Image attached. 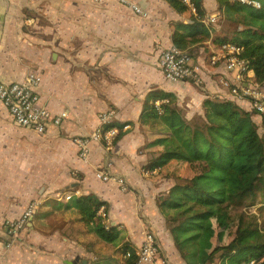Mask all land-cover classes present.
I'll return each instance as SVG.
<instances>
[{
    "label": "crops",
    "instance_id": "0c3cea01",
    "mask_svg": "<svg viewBox=\"0 0 264 264\" xmlns=\"http://www.w3.org/2000/svg\"><path fill=\"white\" fill-rule=\"evenodd\" d=\"M135 1L146 13L116 0H0V82H21L34 73L40 103L54 115L66 113L59 125L37 133L17 125L0 98V264H123L126 251L139 249L145 229L156 235L162 256L150 264H185L155 205V195L173 182L146 170L143 107L156 93H170L180 109L185 103L202 110L209 95L246 109L252 104L233 97L228 83L234 73L222 62L213 68L201 45L190 49L197 66L193 82L165 79L161 53L173 45L175 23L191 22L195 10L185 0L181 10L170 0ZM203 5L205 22L219 27L218 1ZM212 15L218 19L209 21ZM110 110L119 132L111 145L91 142L90 163H84L72 139L97 130L99 114ZM100 169L123 184L102 181ZM89 191L108 202L107 224L122 226L130 240L126 249L101 238L67 206L72 196ZM32 204L25 228L11 233L7 222L19 220ZM113 255L110 263L97 262Z\"/></svg>",
    "mask_w": 264,
    "mask_h": 264
},
{
    "label": "trees",
    "instance_id": "16d2710c",
    "mask_svg": "<svg viewBox=\"0 0 264 264\" xmlns=\"http://www.w3.org/2000/svg\"><path fill=\"white\" fill-rule=\"evenodd\" d=\"M170 1L177 10L185 7L183 0ZM189 1L195 15L189 23H175L173 46L192 54L191 45H201L210 63L215 43L244 46L256 82L264 84V0H259L258 7L239 0H217L222 21L233 24V30L205 22L208 13L203 0ZM153 96L140 119L145 166L158 169V180L173 182L154 200L181 258L185 264H242L250 259L264 264V217L251 210L253 205H264V112L209 96L202 102L205 123L201 126L185 118L170 93ZM177 113L182 119L178 125L162 119L165 115L175 119ZM254 114L260 116L259 122L254 123ZM256 124L263 128L260 134ZM236 175L243 181L234 189L230 180ZM67 206L76 208L101 238L127 248L129 238L119 226L107 224L109 204L95 192L74 195ZM123 255V264H138L135 253ZM103 260L107 257L97 262Z\"/></svg>",
    "mask_w": 264,
    "mask_h": 264
},
{
    "label": "built area",
    "instance_id": "2783aa9c",
    "mask_svg": "<svg viewBox=\"0 0 264 264\" xmlns=\"http://www.w3.org/2000/svg\"><path fill=\"white\" fill-rule=\"evenodd\" d=\"M109 1V0H95ZM117 2L132 7L139 14L146 11L135 0H116ZM190 4L189 0H185ZM252 6H260L259 0H239ZM218 19L217 15L208 18L209 21ZM210 61L212 64L223 63L228 71L234 73L235 81L230 89L233 97L250 98L252 107L259 112H264V84L256 82L251 65V57L244 46L232 43H215ZM160 67L165 79L172 82H182L197 78V66L191 60L187 50H181L175 46L164 49L159 59ZM198 80V79H196ZM39 78L30 73L21 82H0V98L4 101L7 110L15 120V123L23 128L32 129L37 133H44L51 125H59L66 116L65 112L54 115L45 103H40L41 94L37 91ZM113 111H104L99 114V127L87 134L76 135L72 141L79 148V156L84 163H90V144L93 141L103 139L107 145H111L119 132V129L111 124ZM129 127L125 125L124 129ZM147 170V169H146ZM148 171V170H147ZM97 177L102 181L113 179L106 169L97 170ZM113 180H120L116 177ZM35 204L30 205L17 221H9L7 225L13 234L21 231L27 225V221L35 211ZM158 246L153 234H146L136 252L138 264H150L155 260ZM242 264H261L256 259H250Z\"/></svg>",
    "mask_w": 264,
    "mask_h": 264
},
{
    "label": "rangeland",
    "instance_id": "374dc122",
    "mask_svg": "<svg viewBox=\"0 0 264 264\" xmlns=\"http://www.w3.org/2000/svg\"><path fill=\"white\" fill-rule=\"evenodd\" d=\"M220 28H222V29H226V30H233V24H231V23H228V22H226V21H222V22H220V26H219ZM190 56H192L193 55V53L192 54H189ZM228 85H229V88L231 89V87H232V85H233V83H228ZM209 96H212V95H209ZM204 100V99H203ZM203 102V101H202ZM202 104V103H201ZM156 106H157V108H158V111L160 112L161 111V107H160V102L158 101V102H156ZM180 107H181V109H182V112L185 114V116L188 118V119H190L191 121H196V123L198 124V125H201V126H203L204 125V118H202V115H203V112H204V108L202 109V110H200L199 109V107H197V105H195V104H193L192 105V107L193 108H191L189 105H187V104H185V103H181L180 104ZM257 114H254V116H253V121H254V123L255 122H259L257 119V116H256ZM202 118V119H201ZM162 119L166 122V123H169V124H174L175 123V125H178V124H180V123H182V119H181V117H180V115H179V113H177V115H176V117H175V119L171 116V115H165V116H163L162 117ZM200 120V121H199ZM146 123H148V120L146 121ZM174 125V126H175ZM256 126H257V130H258V133L260 134L262 131H263V128L260 126V125H257L256 124ZM142 131H143V133H144V129H143V127H142ZM203 143L204 144H206V140H203ZM177 154V152H174L173 154H172V156H174V155H176ZM146 169L149 171V172H155V171H158V169H148L147 167H146ZM146 176H148V174L146 173ZM116 177H118L117 175H116ZM231 185H232V187L234 188V189H236L238 186H240L241 184H242V181H243V179L242 178H240L238 175H236V176H234V177H232L231 178ZM120 183H122L121 181H119ZM123 184V183H122ZM173 183H169L168 185H172ZM168 185H166V184H161L160 185V187L159 188H166ZM125 190H127V188L125 187L124 188ZM90 192V191H89ZM93 192V191H92ZM251 210L252 211H255V212H257L258 214H260L262 217H264V205H262V204H257V205H253L252 207H251ZM120 229H122L123 231H124V229L122 228V226H120ZM126 233V232H125ZM148 234V233H150V234H153V236H154V239H155V241H156V243H157V246H158V253H157V255H156V259H161L162 258V256L161 255H159V252H160V249H159V241L157 240V237H156V235L153 233V232H151L150 230H148V229H145L144 230V234ZM145 234V235H146ZM126 236H127V234H126ZM138 251V250H137ZM136 254V253H135ZM114 259V255L113 256H111V257H109V258H107V260L105 261V263H110L112 260ZM137 262H138V260H137Z\"/></svg>",
    "mask_w": 264,
    "mask_h": 264
}]
</instances>
